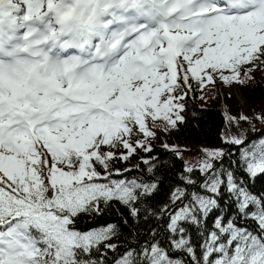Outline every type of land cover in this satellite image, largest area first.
Returning <instances> with one entry per match:
<instances>
[{
	"label": "snow or ice",
	"instance_id": "snow-or-ice-1",
	"mask_svg": "<svg viewBox=\"0 0 264 264\" xmlns=\"http://www.w3.org/2000/svg\"><path fill=\"white\" fill-rule=\"evenodd\" d=\"M256 71L264 0H0V264H264V195L237 175L264 174V134L222 136L239 156L224 167L222 149L204 150L199 184L185 165L161 209L167 246L119 252L115 224L76 228L114 202L136 218L157 191L156 179H128L133 169L109 171L152 151L149 121L175 127L194 84H245ZM225 193L231 214L217 211ZM185 225L203 236L199 253Z\"/></svg>",
	"mask_w": 264,
	"mask_h": 264
},
{
	"label": "trees",
	"instance_id": "trees-1",
	"mask_svg": "<svg viewBox=\"0 0 264 264\" xmlns=\"http://www.w3.org/2000/svg\"><path fill=\"white\" fill-rule=\"evenodd\" d=\"M252 75L254 79L245 84L225 85L217 81L214 85L208 84L203 89L197 88L194 84L191 96L187 93L181 101L184 105V110L180 112L183 120L177 121L175 127H169L162 121H157L156 126H153L149 121V128L155 133L153 137L147 138L152 151L146 153L141 150L128 161H113L109 171L120 169L123 172L125 168L133 169L125 173L128 179L133 177L156 179L157 191L137 205L140 212L136 218L131 216L127 207L114 202L105 208L100 216L82 214L77 220L76 228L87 231L101 225L115 224L118 238L112 242L120 245L119 252H123L129 245L139 247L153 240L167 246L168 214L161 213V209L165 205L171 208V191L177 185L184 186L180 176L184 173L185 165L194 168L192 179L199 184L203 177L195 169L199 167L204 150L222 149L225 153L224 167H228L231 160L239 156L236 146L224 143L222 136L230 137V132L236 137H240L243 133L249 138H259L264 134V122L255 118L256 115L264 116V71H256ZM241 114L250 117L251 123L241 121L237 126L231 121H226V116L238 119ZM153 157L155 160H151ZM141 158L149 159L154 165L151 177ZM137 165L139 168L136 167ZM99 170L103 172V169ZM237 175L245 180L251 192L264 195V174H258L253 178L237 171ZM227 198L225 193L220 200L221 207L217 211L231 214L235 209L224 203ZM215 214L208 220L209 227ZM239 223L249 229L256 227L251 220H241ZM185 228L192 246L199 253L203 236L195 225H185ZM116 255L117 253L110 252L109 260ZM171 255L177 259L187 260L183 252L171 253Z\"/></svg>",
	"mask_w": 264,
	"mask_h": 264
},
{
	"label": "rangeland",
	"instance_id": "rangeland-1",
	"mask_svg": "<svg viewBox=\"0 0 264 264\" xmlns=\"http://www.w3.org/2000/svg\"><path fill=\"white\" fill-rule=\"evenodd\" d=\"M231 136H234V135H232V134H230Z\"/></svg>",
	"mask_w": 264,
	"mask_h": 264
}]
</instances>
